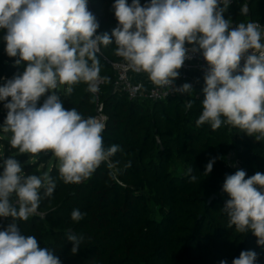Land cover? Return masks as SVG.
<instances>
[{
  "label": "clouds",
  "instance_id": "clouds-1",
  "mask_svg": "<svg viewBox=\"0 0 264 264\" xmlns=\"http://www.w3.org/2000/svg\"><path fill=\"white\" fill-rule=\"evenodd\" d=\"M88 3L0 0L5 52L18 57L16 66L26 64L22 73L0 86V102H5L7 110L0 131L8 134L19 154L38 159L41 153L51 152L59 179L79 184L121 151L119 145L104 146V123L85 118L74 107L65 109L57 95L62 85L67 86L63 96L71 95L81 82L96 92L97 54L113 40L115 54L133 71L144 72L154 85L180 94H191L193 86L174 87L179 70L192 59L190 53H201L207 68L196 126L208 124L213 131L230 126L258 142L264 140V25L234 26L224 15L231 0H150L143 6L140 0L130 5L127 0H115L112 9L117 26L111 35L98 34L99 23ZM215 160H209L203 176L211 173ZM0 166V217L11 218L0 230V264H62L54 251L41 247L35 236L22 234L17 224L36 214L42 199L53 196L56 180L48 172L26 174L16 156L3 159ZM192 172L189 167L185 174L195 182ZM222 191L229 197L221 209L229 218L228 226H235L238 233H252L257 245L264 247V174L256 172L246 178L244 170H237L225 177ZM85 215L73 209L71 220L79 222ZM66 239L72 244L70 254L76 255L83 235L67 231ZM257 259L254 250H245L232 264H256Z\"/></svg>",
  "mask_w": 264,
  "mask_h": 264
},
{
  "label": "trees",
  "instance_id": "trees-1",
  "mask_svg": "<svg viewBox=\"0 0 264 264\" xmlns=\"http://www.w3.org/2000/svg\"><path fill=\"white\" fill-rule=\"evenodd\" d=\"M114 2L91 0L101 18L99 34L111 35L117 26ZM127 2L130 5L132 0ZM148 2L140 0L142 6ZM246 3L238 0L225 18L245 21L241 9ZM249 9L252 22L264 25V0H251ZM4 35L5 30L0 29V86L26 67L16 66L18 57L6 54ZM115 47L113 40L112 45L101 46L97 55L99 76L105 79L100 101L109 117L102 133L104 146L119 145L121 151L102 162L90 178L65 184L59 179L58 166L47 168V156L33 162L31 154H19L11 146L8 134L0 137V156H4L0 165L3 159L16 156L26 174L48 172L57 183L53 196L42 199L37 209L44 218L34 214L27 221H17L21 233L35 236L62 264H220L221 260L232 264L245 250H254L256 264H264V247L257 245V238L229 227V218L221 210L229 199L222 191L227 175L237 170H244L246 178L256 172L264 174V140L258 142L230 126L216 131L208 124L197 127L202 89L193 88L185 98L158 103L134 102L124 93L113 92L111 62L119 59ZM3 105L0 123L7 115ZM63 106L76 108L85 118L96 114L95 96L83 82L74 86ZM211 158H216L213 169L203 176ZM189 167L197 177L195 182L185 174ZM213 195L216 197L209 203ZM73 209L86 215L73 222ZM9 223L10 217H0V230ZM70 230L84 237L76 255L70 254L72 244L66 239Z\"/></svg>",
  "mask_w": 264,
  "mask_h": 264
},
{
  "label": "built area",
  "instance_id": "built-area-1",
  "mask_svg": "<svg viewBox=\"0 0 264 264\" xmlns=\"http://www.w3.org/2000/svg\"><path fill=\"white\" fill-rule=\"evenodd\" d=\"M237 1L238 0H231V4L229 7L234 5ZM90 6L92 7L91 0H89L88 3L89 11H91ZM186 47L190 48L191 46L186 45ZM190 55H192V59L186 60L183 67L179 70L180 76L174 81V87H179L184 83H190L195 89H203V76L204 71L207 68V64L204 61L201 53H190ZM118 58L119 59L117 61L111 62V65L114 70V80L112 83L113 92L124 93L128 96L131 101L134 102L145 101L148 103H158L162 101H167L168 99L174 97H186V93L180 94L172 89L169 90L167 87H159L154 85L149 80L148 75L146 73L133 71L122 57L118 56ZM241 66H243V61H241ZM95 84L97 90L94 93L92 92L96 100V114L94 117L100 122L104 123L106 128L109 117L105 112L104 104L100 101V94L102 87L105 84V79L99 76V79L95 82ZM36 215L42 218L45 217V214L39 212L38 210Z\"/></svg>",
  "mask_w": 264,
  "mask_h": 264
},
{
  "label": "rangeland",
  "instance_id": "rangeland-1",
  "mask_svg": "<svg viewBox=\"0 0 264 264\" xmlns=\"http://www.w3.org/2000/svg\"><path fill=\"white\" fill-rule=\"evenodd\" d=\"M67 86L66 85H62L61 86V88H60V92H61V94L59 93V92H57V95H60V99H61V101H62V103L64 102V100L66 99V97L65 96H63V94H64V89L66 88ZM46 95H48V94H45V97H41V99H40V101H39V104H42L43 103V100L46 98ZM39 104H38V106H39ZM2 105H3V102H0V121L3 119V116H2V110H1V107H2ZM0 125H3V123H0ZM4 135H5V133H3L2 131H0V137H4ZM1 141V140H0ZM3 148V145H2V143H0V149H2ZM52 154H51V152H49V153H47V154H44V153H41L40 154V157H46L47 156V159H48V161L46 162V165H47V168H51V167H53L54 165H56L57 166V160H56V158L55 157H53V156H51ZM40 157L38 158V159H33V158H31V161H33V162H36V161H38L39 159H40ZM233 159H234V157H233ZM236 161V160H235ZM239 163L240 162H238V160L236 161V164L235 165H239ZM111 164V163H110ZM44 167V165H41L40 166V168H43Z\"/></svg>",
  "mask_w": 264,
  "mask_h": 264
},
{
  "label": "water",
  "instance_id": "water-1",
  "mask_svg": "<svg viewBox=\"0 0 264 264\" xmlns=\"http://www.w3.org/2000/svg\"><path fill=\"white\" fill-rule=\"evenodd\" d=\"M251 0H247V3L243 6V8L246 6L247 7V11L246 12H243L244 14V17L246 18H250V9H249V3H250ZM90 9L92 11V13L96 16V18L98 19L99 21V27H100V24H101V18L99 15L96 14V12L93 10V8L90 6ZM99 30V29H98ZM216 197V195H213L210 199H209V203H211L213 201V199ZM70 232H72L70 230Z\"/></svg>",
  "mask_w": 264,
  "mask_h": 264
},
{
  "label": "crops",
  "instance_id": "crops-1",
  "mask_svg": "<svg viewBox=\"0 0 264 264\" xmlns=\"http://www.w3.org/2000/svg\"><path fill=\"white\" fill-rule=\"evenodd\" d=\"M246 18V17H245ZM248 22H252V20H251V18H246V20L245 21H243V22H241V23H248ZM239 23H237V22H233V25L235 26V25H238Z\"/></svg>",
  "mask_w": 264,
  "mask_h": 264
}]
</instances>
